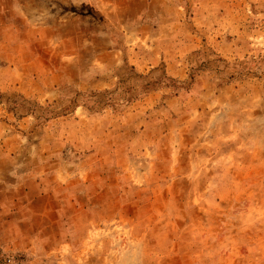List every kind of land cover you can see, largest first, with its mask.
<instances>
[{
	"label": "rangeland",
	"instance_id": "obj_1",
	"mask_svg": "<svg viewBox=\"0 0 264 264\" xmlns=\"http://www.w3.org/2000/svg\"><path fill=\"white\" fill-rule=\"evenodd\" d=\"M69 1L124 59L0 51V204L49 242L0 264H264V0Z\"/></svg>",
	"mask_w": 264,
	"mask_h": 264
},
{
	"label": "crops",
	"instance_id": "obj_2",
	"mask_svg": "<svg viewBox=\"0 0 264 264\" xmlns=\"http://www.w3.org/2000/svg\"><path fill=\"white\" fill-rule=\"evenodd\" d=\"M96 1H99L103 5L106 1H108L106 2L107 5L111 2L110 0ZM134 1L140 5L142 4L144 7L147 5V0ZM34 2L35 0H0V51L7 50L9 52L6 57L9 58L8 69L11 71L20 72L24 69L51 70L50 63L46 61V57L49 55L48 53L44 54L43 50H70L60 55L62 58L72 59H76L79 56L77 50H90L92 55L91 63L96 66L93 67L94 69H98L99 65L106 70L113 69L124 59L121 49L109 48L108 43H106L104 49L99 47L98 40L103 41L106 38H112L110 32L100 33L96 29L93 32H85L83 30L84 23L90 24L92 29L93 25L96 26V23L92 22L93 20L90 17L80 15L78 12L72 10L51 19L48 18L49 15L45 11V8H43L44 6L36 8ZM62 5L65 6V3L63 2ZM69 5L77 9L80 5H83V1L72 0ZM133 36H138V34H133ZM128 51L131 55L130 59L139 55V50ZM159 59L161 60L160 56ZM136 62L140 63L139 60H136ZM136 62L129 63L138 68ZM153 62L156 63V60L153 59L150 65H154ZM36 63L40 65L30 67L31 65H36ZM56 63L57 61L53 64L55 65L53 69L54 71H60L61 68L56 66ZM46 64L50 67L44 68L42 66ZM150 125L155 124L147 122L144 124L141 133L146 132ZM159 134H164L163 136L167 135L161 126ZM18 213L19 216L16 223L7 222L2 211V205L0 204V249L8 254L28 251L35 252L38 248L45 249L49 245V242L44 239L36 240L33 234L35 226L32 209L28 205L26 209L22 208L18 210ZM22 228L31 233H27L26 236L22 233L20 234L19 231ZM77 259L79 260L78 257ZM26 263L28 264L29 262ZM57 263H63V261H57Z\"/></svg>",
	"mask_w": 264,
	"mask_h": 264
},
{
	"label": "trees",
	"instance_id": "obj_3",
	"mask_svg": "<svg viewBox=\"0 0 264 264\" xmlns=\"http://www.w3.org/2000/svg\"><path fill=\"white\" fill-rule=\"evenodd\" d=\"M0 99H1V96H0Z\"/></svg>",
	"mask_w": 264,
	"mask_h": 264
}]
</instances>
